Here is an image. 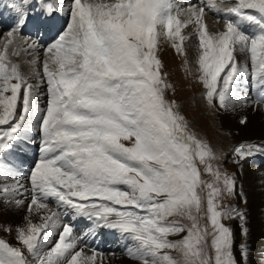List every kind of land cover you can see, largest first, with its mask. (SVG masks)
Returning a JSON list of instances; mask_svg holds the SVG:
<instances>
[{
	"label": "snow or ice",
	"instance_id": "snow-or-ice-1",
	"mask_svg": "<svg viewBox=\"0 0 264 264\" xmlns=\"http://www.w3.org/2000/svg\"><path fill=\"white\" fill-rule=\"evenodd\" d=\"M9 7L14 27L0 50V204L20 208L26 198L28 214L14 229L15 243L0 237V264H103L50 200L64 215L121 233L137 264H247V245H239L238 260L233 229L224 222H243L244 213L219 203L235 194L236 182L167 98L173 85L159 53L163 40L186 56L184 32L191 27L208 106L264 110V0H189L186 7L174 0H42L38 28L61 12L70 19L44 58L30 60L36 84L12 59L21 54L18 34L28 12L23 0ZM208 12L218 23L222 18L223 30H209ZM25 43L28 51L38 48ZM245 79L255 97L241 90ZM43 83L42 107L36 90ZM33 130L40 155L24 173L3 158ZM231 152L239 164L264 153V144L244 141ZM0 231L11 235L13 228L0 224Z\"/></svg>",
	"mask_w": 264,
	"mask_h": 264
},
{
	"label": "rangeland",
	"instance_id": "rangeland-1",
	"mask_svg": "<svg viewBox=\"0 0 264 264\" xmlns=\"http://www.w3.org/2000/svg\"><path fill=\"white\" fill-rule=\"evenodd\" d=\"M10 4L14 2V0H7ZM25 7L28 3L26 2L27 0H23ZM34 2H37L33 5H29L28 9L26 11L28 12V16L35 10L38 9V5L41 3L42 0H32ZM56 2V0H52V2ZM68 0H65V3L67 4ZM181 3H178L177 0H174V3L180 7H186L182 3V0H180ZM213 12H208L206 16V22L208 21V18L211 20L216 21L220 27L216 28H209L210 31H220L223 30V21L222 18H220V22L218 23V17L215 13ZM60 14V13H59ZM13 15L15 16V13L13 12ZM31 17V28L33 30L29 31V33H24L20 32L18 35V39H23L24 42L28 41L27 43H37L38 41V33L40 34L42 31V27H37V21L39 14L37 16L30 15ZM216 20H215V19ZM15 19V18H14ZM41 20V19H40ZM64 22H66L64 20ZM69 22V21H67ZM208 24V23H207ZM66 25V23H65ZM65 25L63 29L65 28ZM62 29V30H63ZM7 31L4 30L3 34L0 35V50L3 48V44L7 41ZM184 34L187 37H190L189 39H186L184 47L187 52V55H180L177 54L176 51L171 47L170 43L163 41L161 42L160 45V58L163 61V72L167 74V80L168 82L173 85V89H169L167 92V98L170 100H174L178 105H179V111L181 114H183L187 121L189 122L190 125V130L195 132L197 136L207 143H209L217 156L219 157L218 161L215 162L216 166H218L221 171L227 172L230 176H232L236 182V189H235V194L232 196H228L227 194H224L220 197L219 203L222 208H228V207H235L238 211L243 212L245 216V220L242 222L239 218L231 219V220H225V224L233 229L234 232V239H235V246L237 249H239V245L242 243H245L248 247V250L250 247L248 246L250 243L248 242V235L244 236L241 234V228L240 225L243 223L244 227L247 228V231L249 230V226L247 225L249 218H248V207L246 206L248 201H247V196L242 193L240 195L241 191L239 192V184L241 183L238 178H243L245 174V169L244 167L247 166H256V170L252 171V174L254 177L256 176H261L264 178V153H258L252 157H249L245 159L244 161H241L239 164L234 163V156L232 155V148L244 141L247 142H252L256 144H264V139L262 140H257V139H247V140H241L237 142V139H234L235 141L233 142V139L230 138L232 134H230L229 131H220L218 122L220 124L219 116L220 114H216L217 110L219 109H214L208 106L207 101L204 99L202 93H203V88L202 85L199 83L197 77L199 73L197 72V67H196V56H197V38L194 34V31L191 27L188 29H185ZM4 40V41H3ZM6 40V41H5ZM3 42V43H2ZM50 41L43 42L42 45L38 46L37 51H28L27 50V44L25 43V50L28 53L29 56L27 57H22L20 54L19 56H13L12 59L19 63L20 65H23L22 71L26 76H31L32 68L33 66H29L30 59H33L34 57L32 56L35 54V56H39V58L42 60L44 58V48L48 45H50ZM41 48V49H40ZM22 57V58H21ZM238 59H240L241 63H244V58L242 57V54L237 53ZM20 59V60H19ZM187 61V63H185ZM29 63V64H28ZM37 68L40 66L37 65ZM26 69V70H25ZM30 69V70H29ZM26 71V72H25ZM28 72V74H27ZM42 85V84H41ZM40 85V86H41ZM41 95H43V101L39 103L43 107L46 105L47 102V85H45V89L41 90ZM206 109V110H205ZM246 110L248 111L249 116H258L264 121V114L261 110L258 109L257 113L251 112L249 110V107H246ZM244 111V110H243ZM233 132V131H231ZM226 136V137H225ZM261 141V142H259ZM232 143V144H231ZM40 154L38 152L33 153L32 159L33 161H36ZM205 179H209V177L205 176ZM26 183V181H25ZM264 190V187L262 188V191ZM49 203V202H48ZM50 208L52 210L54 209L53 203H49ZM245 207V208H244ZM61 207L58 208V211H60ZM256 211V210H255ZM253 212V211H252ZM250 215V214H249ZM263 220H264V214H258ZM174 219H180L182 223H188V221L183 220L179 217H175ZM62 223H70L71 219L67 217H61ZM207 223L206 220H202L201 224ZM0 224L5 225L1 220ZM235 226L237 227V232L236 229L234 230ZM239 229V231H238ZM79 230L86 236L90 234V226L89 224L87 225L85 223V218L80 219L77 223V226L74 229V234L79 237ZM106 232L100 231L99 234H102L105 236ZM237 233V235H236ZM80 235L81 237L83 236ZM248 234V232H247ZM14 235L15 233L13 232L11 235L0 231V237L5 238L9 242L15 243L14 241ZM53 236V240H54ZM259 240V244L257 248H261L257 250L256 254V259L254 260L257 262V264H262L264 263V229H262V234ZM172 239H176L178 237H171ZM263 242V243H262ZM130 243V241H129ZM101 250L104 252H101L102 257L106 256L108 258V255H113L115 257L123 258L126 263H133L137 264L136 261L131 260L127 255L126 252L118 246L115 247V249L110 250V245H101ZM112 252V253H111ZM250 251H248L249 253ZM106 253V255H104ZM108 253V254H107ZM175 255V253H174ZM238 260L241 259L239 254H237ZM260 257V258H259ZM251 255H248L247 258V263L251 261ZM255 262V263H256ZM109 261L103 262V264H108Z\"/></svg>",
	"mask_w": 264,
	"mask_h": 264
},
{
	"label": "bare ground",
	"instance_id": "bare-ground-1",
	"mask_svg": "<svg viewBox=\"0 0 264 264\" xmlns=\"http://www.w3.org/2000/svg\"><path fill=\"white\" fill-rule=\"evenodd\" d=\"M26 2H34V1L27 0ZM0 3L3 5V3H4L3 0H0ZM41 5H42L41 3L38 5L39 9L41 8ZM3 7L4 8L1 7L0 18L3 17L5 19H7V21L12 22V20H14V17H11L9 9L5 5H3ZM10 11L12 13L14 12L11 7H10ZM42 19H43V17H42ZM55 20L58 22L61 20V18L59 17V13L57 14L56 17L48 20L45 23L48 26H51L52 31L54 33H56L54 38L59 34L58 29H57V26H59V25H57ZM215 22L216 21L208 18L207 23H208L209 28L212 29V28H216L217 26L220 27V25H218ZM12 25H14V23ZM4 26L8 27V23H6V21H4V20H0V35L3 34L4 30L5 31L9 30V28H4ZM41 41H46V36H44L41 39ZM24 45L25 44L23 43V41H19L18 48L20 50L22 57H27L29 55L26 52ZM32 56L35 57V54H33ZM242 57L244 58L243 55H242ZM29 66H32V65L29 64ZM22 67H23V65H21V71H22ZM27 74H28V72H27ZM30 81L32 83L36 84L37 78L32 77V78H30ZM45 85H46V83H43L36 90L37 91V98H38V101L40 100V102L43 101V95H41V90L43 92V90L45 89ZM241 90L248 96H252V97L256 96L255 88L249 83V81L247 79H245L242 82V89ZM249 110L251 112H255V113H257V111H258V110L254 111L251 107H249ZM261 111L264 114V110H261ZM216 114L217 115L220 114V116L218 115L219 120H220V124L218 122L219 130L220 131H229L230 134H232L230 136V138L233 139V142L235 141L234 139H237L238 140L237 142H239L241 140H247V139L248 140L249 139H257V140L264 139V121L258 116H249L248 111L246 110V107L237 106L234 109H231L228 111L217 110ZM245 116L247 117L248 122H247V124L242 125V124H240L239 121L242 117H245ZM231 131H233V132H231ZM259 142H261V141H259ZM30 168H31V165L27 164V166H26L27 171ZM256 168H257L256 166L255 167L252 165L249 166L247 164V166L244 167L245 174H244L243 178L242 179L238 178L239 181L241 182L239 184L238 190H239V192L241 191L240 195H242V193H244L247 196L248 203L246 206L248 207V210H249V212H248L249 221L247 223V225L249 226L248 227L249 230L247 231L248 232L247 235H248V242L250 243L248 245L250 247V249L248 251H250V252L248 253V255L249 254L251 255V258H252L251 261H253V263L248 262L247 264H257V262L254 260H257L256 259L257 250L261 249V248H257V246L259 244L258 242H259L260 238H262L261 237L262 229H264V220L258 215V214H262V213L264 214V190L262 191V188L264 187V178L261 177L260 175L254 177V175L252 174V171L256 170ZM26 204H27L26 198H25V206L20 207V208H17V207L12 206V205H7L6 203L0 204V220L5 225L12 226L13 232H14V229L17 225H21L23 223L24 217L28 214L27 209H26ZM59 212L61 214H63L65 212L64 208L61 207ZM70 213L71 212H69L68 214H70ZM34 219H35V217H34ZM235 229L237 232L236 226H235L234 230ZM238 231H239V229H238ZM237 233H236V235H237ZM50 238L52 239V241H54L56 237H54V240H53V237H50ZM96 251H99V250L96 249ZM237 254H239V253H237ZM104 255H106V253ZM102 258H103L104 263L109 261L108 264H133V263H126V261L123 258L115 257L113 255H108V258H106V256H103ZM237 259H238V257H237ZM262 264H264V263H262Z\"/></svg>",
	"mask_w": 264,
	"mask_h": 264
}]
</instances>
